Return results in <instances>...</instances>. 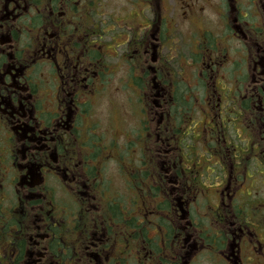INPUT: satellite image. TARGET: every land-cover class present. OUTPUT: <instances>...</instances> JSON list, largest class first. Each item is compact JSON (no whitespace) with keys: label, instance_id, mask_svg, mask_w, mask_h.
Returning a JSON list of instances; mask_svg holds the SVG:
<instances>
[{"label":"flooded vegetation","instance_id":"1","mask_svg":"<svg viewBox=\"0 0 264 264\" xmlns=\"http://www.w3.org/2000/svg\"><path fill=\"white\" fill-rule=\"evenodd\" d=\"M261 182L264 0H0V264H264Z\"/></svg>","mask_w":264,"mask_h":264},{"label":"trees","instance_id":"2","mask_svg":"<svg viewBox=\"0 0 264 264\" xmlns=\"http://www.w3.org/2000/svg\"><path fill=\"white\" fill-rule=\"evenodd\" d=\"M160 188L161 187H159V189ZM157 199L163 200V203H158V210L159 211H162L163 208H167L169 206V202H167L168 199L166 197H164L162 199L157 197ZM122 206H126V204L125 205L122 204ZM117 207H120L119 204H115V205L111 204L109 212H104V213L100 214L101 222L107 223V222L116 221V223H122V221H124V222H126L127 225L131 224V227H128V226L126 227V238H127L128 244H129V248H131L135 245V242L138 240L136 237V229H135V223L137 222V218L132 217V216L129 217V215L132 214V211H130V210L127 211L126 209H125V212L127 211L126 212L127 214L122 216L121 212L117 209ZM126 208H127V206H126ZM143 222L148 223L150 221L144 218ZM156 222L164 224L167 222V220H165L164 217L159 218L156 215ZM179 231L180 230L175 228V227H174V229H171L170 227H168L165 231V235L167 236V234H173L176 238H178L179 235L182 234V232L181 231L179 232ZM141 233H142V237H141L142 242H138L136 244L135 249L137 247H139V245L142 243V246L144 248H146L151 254H154V251L157 247V244L152 242L153 238H151L148 235L149 230L146 228H143ZM130 240H133V242H130ZM146 258H148V256ZM154 264H156V263H154ZM174 264H180V259L176 258Z\"/></svg>","mask_w":264,"mask_h":264},{"label":"rangeland","instance_id":"3","mask_svg":"<svg viewBox=\"0 0 264 264\" xmlns=\"http://www.w3.org/2000/svg\"><path fill=\"white\" fill-rule=\"evenodd\" d=\"M117 109V114H116V119L118 120V122L123 123L124 121V117H123V110H121L122 114L120 115V109L118 108V102L111 100V109ZM126 121L128 122L129 119L127 118ZM118 127H120V125L118 124ZM110 139L112 140L113 138L110 137ZM115 142L119 143V139H115ZM164 151V147L162 148L161 152ZM116 157H119V154L116 155ZM160 163V162H159ZM167 168V163H165V160L162 161V164L160 163L157 167H155L153 165V172H157L158 175H162L163 170L162 169H166ZM108 178L110 179V189L111 192L113 190H120L122 189V182H123V178L122 175L120 173V169H118V165L117 163H110V168H109V173H108ZM259 181V180H258ZM263 185L264 183L261 182ZM165 191L166 188L164 187ZM147 197H142L141 199L144 200ZM133 200L138 201V204L141 203V200L139 198H132Z\"/></svg>","mask_w":264,"mask_h":264}]
</instances>
